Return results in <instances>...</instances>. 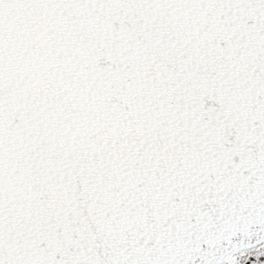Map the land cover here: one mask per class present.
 Returning a JSON list of instances; mask_svg holds the SVG:
<instances>
[{
	"label": "snow or ice",
	"instance_id": "snow-or-ice-1",
	"mask_svg": "<svg viewBox=\"0 0 264 264\" xmlns=\"http://www.w3.org/2000/svg\"><path fill=\"white\" fill-rule=\"evenodd\" d=\"M0 264H264V0H0Z\"/></svg>",
	"mask_w": 264,
	"mask_h": 264
}]
</instances>
